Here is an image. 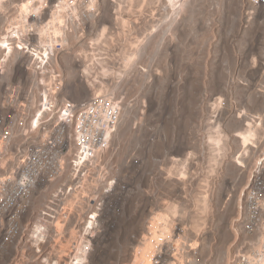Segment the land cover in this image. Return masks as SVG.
I'll list each match as a JSON object with an SVG mask.
<instances>
[{
  "label": "rangeland",
  "instance_id": "obj_1",
  "mask_svg": "<svg viewBox=\"0 0 264 264\" xmlns=\"http://www.w3.org/2000/svg\"><path fill=\"white\" fill-rule=\"evenodd\" d=\"M252 2L182 0L172 7L167 0H58L52 8L44 0L49 7L41 8V0H31L25 9L28 0H0V41L13 46L6 59L0 43V72L7 73L0 75V117L17 113L10 107L16 95L6 88L26 81L23 56L31 57L24 64L31 68L36 61L15 43L29 47L33 35L39 40L30 46L34 51L58 49L69 99L104 93L120 99L121 154L145 162L150 154L165 158L154 190L147 182L120 238L103 245L95 264H148L155 240L169 237L173 227L175 264H233L244 241L245 190L264 150V16ZM55 14L62 33L51 26L45 43L34 21L46 23ZM18 119L7 125L16 134ZM218 132L223 151L216 164L210 137ZM154 202L159 208L151 214ZM142 231L134 259L130 235Z\"/></svg>",
  "mask_w": 264,
  "mask_h": 264
},
{
  "label": "built area",
  "instance_id": "obj_2",
  "mask_svg": "<svg viewBox=\"0 0 264 264\" xmlns=\"http://www.w3.org/2000/svg\"><path fill=\"white\" fill-rule=\"evenodd\" d=\"M252 3L264 16V0ZM27 39L32 48L38 46L36 36ZM59 60L58 49L50 48L43 63L24 65V83L6 88L16 95L10 107L17 113L8 110L0 117V264H95L103 245L120 238L129 208L147 182L154 190L165 159L150 154L145 162L121 154L122 102L109 93L69 99ZM15 117L22 126L17 134L7 126ZM186 201L184 196L183 205ZM157 208L154 202L150 213ZM243 216L244 241L233 264H264V150L246 187ZM37 225L43 234L39 247L32 242ZM171 230L155 240L148 264H175L176 227ZM145 237L143 231L130 235L134 259Z\"/></svg>",
  "mask_w": 264,
  "mask_h": 264
},
{
  "label": "bare ground",
  "instance_id": "obj_3",
  "mask_svg": "<svg viewBox=\"0 0 264 264\" xmlns=\"http://www.w3.org/2000/svg\"><path fill=\"white\" fill-rule=\"evenodd\" d=\"M167 2L170 4V6H172V7H177V6H180V4H181V2H182V0H167ZM182 5V4H181ZM38 12H39V10H38ZM60 12H62V10L60 11ZM56 16L54 17V18H52L50 21H48V22H43L42 24H39L38 25V27H39V30H40V36L41 37H44L46 40H42L43 42H45V43H48V41H47V38H49L51 35V29H52V27L51 26H53V28H54V32H56V33H62V31H60L59 30V28L56 26V23H61L62 22V18H61V15L60 14H55ZM35 17H40V13L37 15V10L35 11ZM41 19V18H40ZM24 20H26L27 21V23H30L29 22V20H28V17L27 16H25V19ZM42 20V19H41ZM60 33V34H61ZM57 44H58V42H57V40H54ZM0 43H1V46L3 47V44L4 43H7L8 45H9V48L11 49V52L10 53H8V55H7V57H6V59H8L10 56H11V54H12V51H13V46L11 45V42H10V40L9 39H4V40H1L0 41ZM26 44V43H25ZM26 46H27V44H26ZM19 50V49H18ZM49 52L48 51V48L47 47H43L42 46V50H35V53H36V55L35 56H33V59L34 60H38V61H40L41 63H43L44 61H45V57L43 56V53L44 52ZM37 57H40V59H37ZM4 62V61H3ZM6 62V61H5ZM85 72H86V74L87 75H91V71H90V68H86L85 69ZM109 72V70L108 69H106V68H104V73L105 74H107ZM92 95H94V94H92ZM91 95V96H92ZM90 96V97H91ZM89 97V98H90ZM88 99V98H87ZM87 99H84V100H87ZM83 101V100H82ZM218 131V130H217ZM251 133H253L252 131H251ZM211 136V135H210ZM244 137L246 138V136L244 135ZM210 140H211V144H212V149H213V161L217 164L218 163V159H219V156H222V148H223V139H222V135L220 134V132H218L217 133V136H211L210 137ZM186 166V165H185ZM211 172L212 173H215V168L214 167H212V170H211ZM250 179V178H249ZM248 183H249V181H248ZM208 185V184H207ZM248 185V184H247ZM246 191V190H245ZM203 196V195H202ZM239 205H240V207H242V205H243V200H242V198L240 197V199H239ZM205 207H206V209L208 210V199L205 197ZM206 213V212H205ZM204 213V214H205ZM208 213V212H207ZM195 221V220H194ZM206 221V220H205ZM206 224V223H205ZM196 225H198V224H196ZM204 228V227H203ZM41 229H42V227L40 226V225H37L36 226V230L32 233V242H33V244L35 245V246H37V247H39V244H40V242L43 240V234H42V231H41ZM201 230H202V227H201ZM196 231V230H195ZM85 256L84 255H80L79 256V260H80V262L81 263H83L84 261H85Z\"/></svg>",
  "mask_w": 264,
  "mask_h": 264
},
{
  "label": "snow or ice",
  "instance_id": "obj_4",
  "mask_svg": "<svg viewBox=\"0 0 264 264\" xmlns=\"http://www.w3.org/2000/svg\"><path fill=\"white\" fill-rule=\"evenodd\" d=\"M74 2V0H73ZM31 3V0H28V3H26L24 5L25 9L28 8L29 4ZM39 7L43 8V7H49L48 4L44 3V0H41V3L39 5ZM51 7L54 8V7H59V4L57 3V0H51ZM39 14L38 10H37V15ZM49 13H45V19H47ZM43 21H40V20H35L34 21V24H42ZM19 38H17L18 40ZM15 47L17 49H19L21 51V54H29L30 56H35L36 53L35 51L29 46V47H26V44L25 43H20V42H16L15 43ZM3 48L5 49V52H4V55L5 57H7L8 53L11 52V49L9 48V45L7 43H4L3 44ZM48 53L45 51L43 53V56L44 57H47ZM37 59H40V57H37ZM28 62V56H25L22 60H21V63H20V67L22 68L24 66V64H26ZM143 63V61H142ZM144 71L147 72L148 71V68H144ZM45 103H47V98L45 97ZM101 137L103 138V133L101 134ZM95 218V217H93ZM61 225L60 224H56L55 225V228H60ZM53 235L55 236V229H54V232H53Z\"/></svg>",
  "mask_w": 264,
  "mask_h": 264
}]
</instances>
